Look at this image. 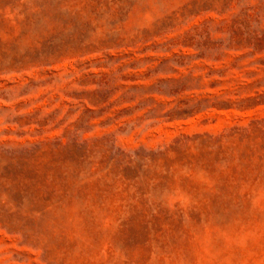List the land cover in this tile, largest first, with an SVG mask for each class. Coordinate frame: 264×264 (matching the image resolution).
Segmentation results:
<instances>
[{
    "label": "rangeland",
    "instance_id": "1",
    "mask_svg": "<svg viewBox=\"0 0 264 264\" xmlns=\"http://www.w3.org/2000/svg\"><path fill=\"white\" fill-rule=\"evenodd\" d=\"M0 264H264V0H0Z\"/></svg>",
    "mask_w": 264,
    "mask_h": 264
}]
</instances>
